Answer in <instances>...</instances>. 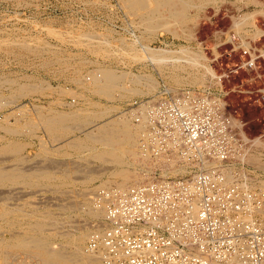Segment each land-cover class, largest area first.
<instances>
[{
  "label": "rangeland",
  "instance_id": "1",
  "mask_svg": "<svg viewBox=\"0 0 264 264\" xmlns=\"http://www.w3.org/2000/svg\"><path fill=\"white\" fill-rule=\"evenodd\" d=\"M85 1L87 0H0V82L7 79L5 82L2 81L3 83H0V95L6 97L8 94H15L19 87L18 85H33L37 84L39 80L44 82L43 86L47 88L39 91L40 93L28 92L24 96L22 95V98L19 97V100H16L17 104H22L19 108L10 105L0 109V119L8 115L7 119L11 122L10 126L16 128V131L11 133L12 135L0 129V167L3 166L0 170L9 169V167L14 169L15 166V168L23 169L28 174L38 173L37 176L32 177L33 179L23 178L16 183H10L5 180L0 181V212L4 211L0 217V239L5 240V242L12 241L14 234L17 235L15 231H24L28 226V221L32 218L43 220V229L46 228L48 230H43L44 234L50 231L51 234H56L52 236L47 233V242L53 245H63L65 243L63 238L66 235H60V232L66 234L72 229L77 232H84L95 226V222L100 220L90 221L79 213L73 216L75 212L69 208L74 205L81 206L82 191L79 189L87 184L82 182V180L90 172H96L101 168L99 162L90 159V157H82L81 152L68 144L69 140L82 137V130L76 128V125L72 128L70 125H73V122L66 121L64 122L65 130L58 129L55 132H49L42 127L41 123L39 124V116H37L38 112L43 110L41 108L43 107L42 105H45L43 100L46 97L50 98L51 94L57 91H61L60 96L65 97L64 100L58 102L62 112L95 109L94 105L89 104L94 101L93 103H98L100 108H103V106H117V108L107 114L108 117L120 113L123 105L132 98L134 99V97L114 100L98 99L87 92L85 88H82L88 83V80L84 79V77H88L90 71L97 67L105 66L104 68H111V70L117 72L123 71L133 75L145 76V78L156 81L158 88L160 85H163L165 89L170 88L171 90H177L185 86L217 87L220 90L223 88L225 90V110L241 121L243 131L240 133L247 145L250 144L248 150H245L246 155L244 158L247 170L253 172L255 178L258 175L257 173H264V149L254 145L256 139L264 142V102L259 99L257 91L259 87L264 85V61L259 60L257 69L246 70L238 68L237 64L240 60L238 51L230 50L229 41L217 44L228 39V34L220 33L221 30L235 31L234 16L237 15L234 21L236 22L241 14L255 10V7L250 5L255 3V0L251 2L241 0L242 3H224L219 0H211V3L204 2L200 7L191 6L193 2L191 0L190 6L188 5L186 8V21L175 23V21L167 18L169 23H173L171 26L175 29L177 36H172L160 28L154 31L153 36V31L146 28L144 18L122 7L120 0ZM196 4H198L197 1ZM217 7H219L218 13L208 18L213 8L217 10ZM224 9H227V11ZM231 14H233L232 17L230 16ZM164 15V12L160 13V16L155 14L154 22H162L163 20L159 21L158 17ZM255 22L259 29H263L264 15L256 14ZM77 31L79 34L90 32L89 34L93 33L101 38L105 37L110 45L124 46V44L129 43L128 45L130 46L132 44L133 49H137L136 51L140 52L141 58L145 60L142 62L139 60H135V62L128 60L119 51L112 56H103L101 54L99 56L89 50V45H83L76 41L75 38L79 35ZM240 31L243 32H239L243 36L241 40L247 42L244 36L249 40L253 28L250 25H244ZM53 32L56 33L54 34ZM259 36H261L259 43H264V36L261 34ZM4 39L6 40L3 41ZM21 41H25L24 43L28 42L31 45H28V47H33V50L21 47L17 43ZM143 45H147L150 48H166L171 51L184 48L191 53L200 54L204 59L202 63L211 67L214 77L201 69L199 75L203 76L202 82L198 85H193L188 71H180L175 75L169 72L171 71L169 69L159 72L157 66L147 59V55L141 48ZM128 48L127 50H129ZM58 58L60 59L57 60ZM79 60L80 62H78ZM216 74L221 75L220 83L216 80ZM171 78L176 79L175 82L171 81ZM157 85H155L154 89ZM68 98H73L74 100L70 102L67 100ZM52 107L53 103L50 105V108ZM35 108H37L36 112H34ZM18 111L20 112L18 113ZM107 116L104 119L108 118ZM67 125L70 126V129H68ZM25 130L28 131L25 132ZM30 130H32V133ZM8 141L19 144L20 149L17 153H6L1 149ZM251 153L256 155L258 162L248 160ZM19 164L20 167L18 166ZM132 169L140 171L136 167ZM42 171L44 173H40ZM83 171L85 172L83 173ZM139 171L138 173L141 174V171ZM142 172L141 175L144 178L140 177L138 182H142L149 175L145 171ZM106 178V176L102 175L92 179L87 186L98 187L99 183ZM138 182L135 181L134 183ZM105 184H114V182L107 181ZM131 184L133 183L128 182L123 188ZM101 185L103 186V184ZM38 193L47 195L43 203L38 200L36 196ZM76 193H79L81 197H78ZM62 194L65 195L63 196ZM90 201L89 199V203H91ZM91 206L93 207L92 204ZM13 211L21 213L22 218L14 220ZM48 222H50L49 225ZM48 228L52 230L49 231ZM63 246L65 251L68 250L65 244ZM34 259L36 260L26 250H15L13 247L0 246V264H30L29 261H34ZM64 264L70 263L66 262Z\"/></svg>",
  "mask_w": 264,
  "mask_h": 264
},
{
  "label": "built area",
  "instance_id": "2",
  "mask_svg": "<svg viewBox=\"0 0 264 264\" xmlns=\"http://www.w3.org/2000/svg\"><path fill=\"white\" fill-rule=\"evenodd\" d=\"M218 11L213 8L208 18ZM220 33L228 39L217 44L229 41L238 51V68L257 69L264 61L261 36L244 38L245 47L241 33ZM221 89L172 92L160 85L153 95L123 105L133 123L143 124L138 150L156 166L142 182L99 186L90 194L102 217L84 251L97 254L99 264H264V173L255 178L247 170L244 149L250 144L240 133L241 121L226 112ZM257 91L264 102V85ZM174 161L188 172L163 175L157 165ZM36 196L42 203L47 198Z\"/></svg>",
  "mask_w": 264,
  "mask_h": 264
},
{
  "label": "bare ground",
  "instance_id": "3",
  "mask_svg": "<svg viewBox=\"0 0 264 264\" xmlns=\"http://www.w3.org/2000/svg\"><path fill=\"white\" fill-rule=\"evenodd\" d=\"M87 1H85V2H87ZM120 1H121L120 4L122 5V7H124L126 10H128L134 14H137L139 16H142L144 18L146 28H148L150 31H153V36H154V31L157 30L158 28L162 29L163 31L169 33L172 36H177L175 29H173L171 26L173 23L172 24L169 23L167 18H170L171 20L175 21V23H182V22H184V20L186 21V19H187L186 8L188 5L190 6V2H191V0H120ZM192 1H193L192 4H195V5L191 4V6H195V7H200L202 5V3H204V2L205 3H211V0H192ZM196 1L198 2V4H196ZM212 3H214V1H212ZM162 12H164L165 15L162 17H158L159 18L158 20L159 21L163 20V21L159 22V23H157V22L155 23L154 22L155 14H157V15L159 14V16H160V13L162 14ZM248 18H250V17H248ZM139 23L141 24V22H139ZM245 25H246V23H245ZM237 26H238V24H237ZM77 33H78V31H77ZM89 33H86V32H84L82 34L78 33L79 35L75 39L77 42H79L83 45H89L90 46L89 50L92 51L93 53L99 55V56H100V54L103 56H112L119 51V53H121L128 60H131L134 62H135V60H139L140 62L145 60V59L141 58L140 52L136 51L137 49L136 50L133 49L132 44L130 46L128 45L129 43L128 44L123 43L124 46H122V45H110V43L108 42V40L105 39V37H103L104 38L103 39L97 35H94L93 33L92 34H89ZM70 34H72V33H70ZM58 37H60V36H58ZM0 40H1V37H0ZM5 40L6 39H4L3 41H5ZM37 41H38V39H37ZM39 41H41V40H39ZM120 41H122V40H120ZM9 42H11V41H9ZM24 42L25 41H21V42H17V43L20 44L21 47L26 48L27 50H33V47L32 48L28 47V45H30L28 42H26V43H24ZM117 42H119V41H117ZM241 43L243 45H245V47H248L247 42L241 41ZM8 44L10 45V43H8ZM12 44H14V43H12ZM81 44H79V46ZM3 45H5V44H3ZM80 47L83 48V46H80ZM127 48L129 50H127ZM141 48L145 52V54L147 55L146 56L147 59L150 60L151 62H153L154 65L157 66V70L159 72H164L165 69H169V70H171L169 72H171L173 75H175V74H178V72H180V71L181 72L182 71L183 72L188 71V74L191 77V81H192L193 85H198L199 83L202 82L203 76L199 75V73L201 72V69H203L206 73H209L212 75V77H214V72L211 69V67L204 65L202 63V61L204 59L202 58V56L200 54L193 53V52L191 53L187 49H184V48L177 49L175 51H171V50H168L166 48L163 49L161 47L160 48H158V47L157 48H150L147 45H143V46H141ZM26 49H24V50H26ZM60 58H58L57 60H59ZM47 60H46V62H47ZM62 62H64V61H62ZM78 62H80V60ZM104 67H100V68L97 67V68L91 70L89 73V76L84 77V79L88 80L87 85H85L84 87L82 86V88H85V90L87 92H89L91 95H94L98 99L103 98L106 100H114V99L130 98V97L136 98V97H140V96H148V95H151L152 93H154L158 88L156 81L151 80L149 78H145V76L133 75V74H130L128 72H123V71L117 72L115 70H111V68L107 69ZM202 75H204V74H202ZM217 78H218V75L216 77V80H217ZM81 79H83V78H81ZM175 80L176 79L171 78V81L175 82ZM5 81H3V82H5ZM43 83L44 82H41V80H39V82L37 84L35 83L33 85L32 84L28 85V86H27V84L26 85H18L19 87H18L15 94H10V95L8 94V96H6V97L0 95V109H2V107H4V106H10V105H12V107L19 108L20 105H22V104H20V105L17 104L16 100L19 97H21L22 95L24 96V94H26L28 92L35 94V92L40 93L39 91L47 89L46 87L43 86ZM155 85H157V87L154 89ZM4 89H6V88H4ZM153 89H154V91L151 93V91ZM166 90H169L172 92L174 91V90H171L170 88H166ZM48 91H49V89H48ZM60 92L61 91H59V94H60ZM66 95H67V93H66ZM93 102H91L89 104L94 105L95 109H81V110L78 109V111L75 110V112L53 111V113L50 115H44V114H42V112H38V115H37V116H39V121H40L39 124L41 123L42 127H44L49 132H52V131L55 132L58 129L65 130L66 126L64 125V122L72 121L73 125H70V126L73 128V127H75L74 125H76V128H79L80 130H82V137H80V138L78 137V139L77 138L71 139L68 141V144L72 148H74L75 150L81 152L82 157H84V156L90 157V159L100 163L101 168L100 169L98 168L99 169L98 171L90 172V174L88 176H86L85 179L82 180V182L87 183V184H85V186H83L79 189L82 191L81 192L82 199L80 200L81 206L74 205V206L69 207L72 211L75 212L73 214V216H75V214L77 215V213H79V214H82V217L85 216V218H87L90 221L91 220L96 221L102 217V210L100 209V207H94V206L92 207L91 203H89L90 194L92 193V190L96 187V186H92V185L87 186L89 184V182L92 181V179H96V178L104 175L107 178L105 180H103L101 183H99L100 186H102L101 184H103L104 187L105 186H109V187L115 186L116 188L123 189V187L128 182L134 184L135 181L138 182L140 177L143 179L144 177H142V175H141L143 173L142 171L147 172V175H148L151 168L156 166L150 157H145L138 150V136H139L141 129L143 128V124L133 123L130 114H128V113L125 114L123 111H121L120 113H118L114 116L108 117L107 114L111 110H114L115 108H117V106L116 105H113L112 107L103 106V108L102 107L100 108L98 103H96V102L93 103ZM70 105H71V103H70ZM62 106H63V104H62ZM67 106H68V104H67ZM41 108H44V107H41ZM36 109L37 108H35V111L34 110H32V111L36 112ZM19 112L20 111H18V113ZM22 113H20V114H22ZM105 116H107L108 118L104 119ZM7 118H8V115H5L0 119V129H2L7 134L8 133L11 134V133L16 131V128H13L10 126L11 122H9ZM232 122H236V121L232 119ZM32 126H34V125H32ZM70 126L67 125V127H69L68 129H70ZM18 127H17V129H18ZM34 127H36V126H34ZM40 128H41V126H40ZM76 128H74V129H76ZM27 131L28 130H25V132H27ZM30 131L32 133V130H30ZM240 132H241V130H240ZM254 145H257V147L260 149H264V142H261L260 140L256 139V141H254ZM1 149L4 150L6 153H12L13 154V153H17L19 151L20 146L18 143L8 141L5 146L1 147ZM244 150H246V149H244ZM39 151H40V149H39ZM10 157H11V155H10ZM248 160L257 161V162L259 161L254 153H251ZM253 163L255 164V162H253ZM18 166L20 167V164ZM43 166H44V164H43ZM157 166H159L161 168L163 175H181V174L188 172L187 168L184 165L179 164L175 161L174 162H165V163H163L161 165H157ZM261 166H263V165H261ZM2 167H0V168H2ZM77 167H79V166H77ZM134 167H136L137 169H140L141 174L138 173L139 170L137 171L136 169L135 170L132 169ZM257 168H258V166H257ZM88 169H90V168H88ZM34 170H36V169H34ZM78 170H76V172H78ZM85 171H86V169H85ZM85 171H83V173ZM40 173H44V172L42 171ZM37 174L36 173H29L28 174L27 172L23 171V169L20 170L17 167L15 168V166H14V169H13V167H11V168L9 167V169L0 170V181L5 180V181L10 182V183H16L23 178L33 179L32 177L37 176ZM107 181L114 182V184L107 185V184H105V183H107ZM132 181H134V182H132ZM99 185H98V187H99ZM56 191H57V189H56ZM68 191H70V190H68ZM62 192H63V190H62ZM19 194H18V196H19ZM76 194H78V197L80 196L79 193H76ZM62 195L64 196L65 194H62ZM4 201H5V199H4ZM33 208H35V207H33ZM61 208H63V207H61ZM35 209H37V208H35ZM13 210H15V209H13ZM22 211H24V210H22ZM3 213H4V211L0 212V217L2 216ZM42 213H44V212H42ZM12 215L15 216L14 220H16V218H22V214L19 212L13 211ZM49 223L50 222H48V225H49ZM95 223H96L95 224L96 227H98L99 224L97 223V221ZM46 225H47V223H46ZM53 227H52V229H53ZM50 228H48L49 231L52 230ZM69 228H70V225H69ZM72 228H74V227L72 226ZM45 229H43V220L37 219V218H32L28 221V226L26 229H24V231H22V232L18 231L19 234L17 231H15L17 233V235L14 234L12 241L6 240L8 242H5V240L0 239V246L3 245V246H7L9 248L13 247L15 250H26V251H28L29 254L31 253L32 256H34L36 258V260L34 259V261L31 260L30 264H41V263L42 264H59V263L64 264L66 262H68L70 264H99L97 254H91V253H87L84 251V245H83L84 240L87 238L86 236L88 235V232L92 228H89L84 232H81V231L77 232V231H75V229L74 230L72 229V231H70V232L66 231L67 233H71V234H67V233L63 234L62 232L59 231L61 233L60 235H66L63 238L65 241L64 244L68 248V250H66V251L64 250L65 249L63 246L64 244L63 245L62 244L61 245H59V244L53 245V244H50L49 242H47L48 234H51V231L47 232L48 234L47 233L44 234L43 230H45ZM12 231H14V230H12ZM55 232L57 233L56 230H55ZM51 235L54 236L56 234L54 233ZM56 246H58V247H56ZM6 254H7V252H6ZM10 264H12V263H10Z\"/></svg>",
  "mask_w": 264,
  "mask_h": 264
},
{
  "label": "crops",
  "instance_id": "4",
  "mask_svg": "<svg viewBox=\"0 0 264 264\" xmlns=\"http://www.w3.org/2000/svg\"><path fill=\"white\" fill-rule=\"evenodd\" d=\"M246 1H249L251 2L252 0H245ZM256 2L255 3H251L250 5H252L253 7H255V10H252V12H245L243 14H241V16L238 18V20L236 22L235 21V18H237V15L233 17L234 21H233V24H234V27H235V31L236 32H242L240 31V29L245 25H250L252 26L253 28V32L250 33L251 35L249 36V40H254L256 38H258V36L261 34L262 36H264V28L263 29H259L256 25V22H255V15L258 14H262L264 15V0H255ZM245 4V3H244ZM250 17V18H248ZM244 19V20H243ZM247 19V20H246ZM252 19V20H251ZM245 22V23H244ZM251 22V23H250ZM238 24V26H237ZM243 33V32H242ZM245 39H246V36H244ZM248 40V39H246ZM59 92H53L49 97H46L43 102L45 103V105H42L44 108L43 110L41 111L42 114L44 115H50L53 113V111H62L61 108L59 107L58 105V102L62 101L65 99L64 96H60ZM55 96V97H54ZM69 99V98H68ZM54 103L53 104V107L50 108V105H51V102ZM50 104H49V103ZM49 106V107H48ZM53 109V110H52Z\"/></svg>",
  "mask_w": 264,
  "mask_h": 264
}]
</instances>
